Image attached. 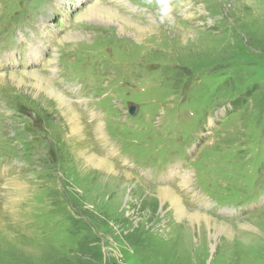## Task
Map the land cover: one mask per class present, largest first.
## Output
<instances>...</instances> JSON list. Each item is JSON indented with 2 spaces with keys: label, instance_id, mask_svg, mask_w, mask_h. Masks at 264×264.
I'll return each mask as SVG.
<instances>
[{
  "label": "rangeland",
  "instance_id": "374dc122",
  "mask_svg": "<svg viewBox=\"0 0 264 264\" xmlns=\"http://www.w3.org/2000/svg\"><path fill=\"white\" fill-rule=\"evenodd\" d=\"M99 2L146 34L82 17ZM42 33L47 64L13 58L0 74L34 70L60 91L59 80L71 85L91 111L72 100L85 129L77 144L101 155L109 144L136 181H105L79 163L68 119L0 85V264H264V203L231 205L254 191L237 181L264 174V0H0V60L19 49L10 56L26 62ZM208 162L222 176L209 188L194 176ZM185 171L188 185L165 177Z\"/></svg>",
  "mask_w": 264,
  "mask_h": 264
},
{
  "label": "bare ground",
  "instance_id": "6f19581e",
  "mask_svg": "<svg viewBox=\"0 0 264 264\" xmlns=\"http://www.w3.org/2000/svg\"><path fill=\"white\" fill-rule=\"evenodd\" d=\"M82 15L81 16L83 18L90 19V20H93L99 23H104V22H114L115 23L116 22L118 23V25L120 26V29L123 32L133 31L135 32L136 35H142V36L146 34L145 29H142L137 22L120 14L115 9L106 7L100 2L96 6L88 8ZM41 38L45 39L46 35L42 33L41 36H38L36 38V41H41L40 40ZM44 46L45 45L43 44L41 46H37V45L29 46L30 49H29V54H28L27 59L32 64V66L37 65V63H35V60L37 57L39 59L41 58L42 50ZM13 58H15L14 61L16 62L20 61L18 60V58H16L15 55H13L12 57H7L6 64H5L7 66L2 65L1 69H5V67H11L12 66L11 61H13ZM43 60L47 64L46 58H43ZM42 63L44 62L42 61ZM7 83L9 85H13L16 88V90L18 89L23 92L24 90L27 91L28 93L32 95L34 100L41 101L45 105L52 106L54 109L53 111H55L56 114H60L61 117L65 120L68 119L66 120L68 124H66L67 127H66V130L64 131L67 132V139L70 141L73 147L70 144L69 145L73 148V150H75L74 156L76 157V159H78L79 163L81 160H84V162L88 165L90 169L99 171V174L105 178V181H107V179L119 180L122 178H125L129 182H132L135 180V177L133 176V174H131L129 171L125 169L124 170L119 169L114 164L117 159L114 156V154H112V152L110 154L109 144L104 146L105 147L104 152L107 153L104 155L103 154L101 155L99 151H96L95 148L92 147L94 144L92 145L90 143V140H87L85 142L88 144V146H85V145L79 146L77 144V141L74 138L75 134L83 137V135H81V132L85 131L84 127L82 126V117L80 116V113L78 112V108L76 107L74 102L71 99H69L63 92L57 89V87H55L52 84V82L47 77H45V75H43L42 73L38 71H34V70L29 71L28 73L27 72L21 73L17 71L16 72L9 71L6 73L4 72L0 74V85L7 84ZM101 129L103 130L102 126L98 125L97 132H96V136H97L96 138L99 140L103 138ZM109 158L113 161V163L109 161ZM176 177H179V175L169 174L170 180ZM180 177L184 180V183L188 185L187 184L188 180L184 178V176H180ZM142 178L144 179V176H142ZM143 187H146V185L143 184ZM172 190L159 189L158 192L160 193L161 199L163 201L170 202L173 205V207L177 210V212L180 215H183L189 210L183 206L181 199L174 193V191L172 192ZM192 218L197 221L202 219L203 223H205L206 225L210 224L213 220L212 217L202 215L197 212H194V215Z\"/></svg>",
  "mask_w": 264,
  "mask_h": 264
}]
</instances>
